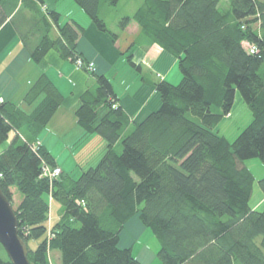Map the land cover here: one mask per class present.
<instances>
[{"label": "trees", "instance_id": "1", "mask_svg": "<svg viewBox=\"0 0 264 264\" xmlns=\"http://www.w3.org/2000/svg\"><path fill=\"white\" fill-rule=\"evenodd\" d=\"M9 1L37 18L40 35L29 53L34 64L51 50L72 63L90 62L77 51L85 29L75 22L60 26L57 12H41L42 0H0V27ZM73 1L98 32L117 40L100 14L120 0ZM131 23L149 45L176 58L181 81L152 84L160 106L134 124L110 80L89 73L96 87L80 96L74 116L86 136L105 141L106 151L78 178L61 173L50 184L41 177V162L55 167L54 158L41 145L30 148L63 101L46 76L24 97L31 105L44 96L32 112L0 103V146L14 133L0 150V189L11 205L12 188L21 198L14 213L30 264H51V251L59 252L61 264H142L120 247L132 219L157 239L162 264H264V209H251L255 179L242 165L255 158L264 164V1L143 0L119 26ZM131 59L130 53L128 63L140 73ZM236 93L252 119L230 142L215 129L232 111ZM258 186L264 194V178ZM49 196L60 206L52 222ZM0 264H11L1 245Z\"/></svg>", "mask_w": 264, "mask_h": 264}, {"label": "crops", "instance_id": "2", "mask_svg": "<svg viewBox=\"0 0 264 264\" xmlns=\"http://www.w3.org/2000/svg\"><path fill=\"white\" fill-rule=\"evenodd\" d=\"M42 1L44 4L40 7L41 12L45 13L46 10L57 12L60 15V26L63 23L75 22L85 29L78 38L77 51L85 60L94 63V74L104 75L109 79L108 75L115 71L114 69L117 65H120V62L125 61L126 66L129 68L120 67L127 71L131 78L129 82L122 83V86H124L122 94L116 91L114 86L113 89L119 100L118 106L123 109L132 123H140L159 108L160 96L152 84L161 80L171 84L179 81L180 74L176 69L178 63L176 58L158 45H149L148 41L140 34L138 26L134 23H131L124 30L134 39L128 40L122 50L119 44V36L113 33L117 36V40L113 42L110 37L98 32L88 16L73 0H62L67 6L65 10L60 7L61 0ZM18 5H20L22 14L16 11ZM4 12L6 21L0 27V103L10 102L23 112H32L44 96H39L31 105L24 102V97L40 76H46L60 93L63 101L47 127L38 136L37 142L57 160H55L56 166L65 175L67 173L63 171L58 161L70 155V153L72 154L73 149L77 147L76 142L82 139L83 141L90 140L93 157L85 165H96L106 151V143L97 135L86 137L77 125L74 116L75 110L79 107L80 96L85 90H92L94 86L96 87L94 77L86 71L77 69L74 63L61 58L54 50L49 51L40 64H34L29 58V53L40 35L37 32L38 29L34 28V23L37 20L34 21L32 13L22 8L19 1H9L4 5ZM32 32L37 34L31 35L30 39H25V36L30 35ZM50 37L53 39L58 37L56 27H53ZM133 43L135 45L129 52V48ZM130 53L132 54L131 61L140 67V73L138 72L141 75L140 79L128 63L127 55ZM231 114L232 111L221 122L229 120ZM76 128H79L80 131H77ZM217 131L219 132V130ZM42 133L43 138H41ZM58 143L60 144L59 154H57ZM118 148L119 145H116L117 152L120 151ZM65 152H68V154L65 155ZM78 152L83 153L79 149ZM74 155L76 156L75 149L74 154L69 157ZM15 199H17L16 203L18 205L21 198L16 196ZM57 205L59 206V204ZM58 217H60V206L53 221H56ZM134 222H137V226ZM125 230L120 235V247L130 248L133 252L136 238L146 229L137 220L132 219L126 224ZM49 256L55 259L53 264H61L59 252L51 251ZM136 259L142 264H150L154 259V255L147 248H144L138 253Z\"/></svg>", "mask_w": 264, "mask_h": 264}, {"label": "rangeland", "instance_id": "3", "mask_svg": "<svg viewBox=\"0 0 264 264\" xmlns=\"http://www.w3.org/2000/svg\"><path fill=\"white\" fill-rule=\"evenodd\" d=\"M259 1H264V0H259ZM142 2L143 0H120L117 6L111 7V8L107 7L100 14L101 18L105 21L108 29L112 33L119 36V44L122 47L121 48L122 50L123 48H125L124 46L128 42V40H133L134 38H131L132 36H130L126 31L124 32V30L121 29V27L119 26V22L121 21L123 17H130L137 10V8L142 5ZM221 6L227 7V5L224 6V4H222ZM60 7L64 8V10L67 8L65 2H63L62 0L60 1ZM20 9H21L20 5H18L16 11L19 14H22ZM32 18L34 19V21H36L37 19L33 14H32ZM134 25L136 24L134 23ZM34 33L35 32H32L29 35L28 39H30V37H32L31 35H33ZM119 64L120 65L119 66L117 65V67L114 69L115 71H112V73L108 75V77H109L110 82L112 83V86H114L115 90L118 91L120 94H122V92L124 91V86H122V83L125 84V82H129L131 76L128 75L127 71L124 70L126 69L125 67H128L125 64V61L123 60V62H120ZM120 66L123 67L124 69L121 68ZM176 69L178 73L180 74V79L179 81H175V83L172 85H177L181 81L182 76L178 68V63H177ZM82 71H85V70H82ZM135 72L139 75L138 77L140 79L141 75L136 70ZM94 89H95V86L92 88V90ZM231 115L232 116L229 120L227 121L225 120L223 123L220 122L215 129L216 131L219 130V134L230 142H232L233 140L237 138V136L249 125L252 119L250 111L248 110L247 106L244 104V102L241 99V96L238 93H236V96H235V101H234ZM76 129L77 131H80L79 128H76ZM43 136L44 135L42 133L41 138H43ZM13 138H14V133L11 132L9 134L8 140L2 146H0V150L3 151L7 147V145L12 141ZM23 141L26 142L24 139ZM89 141L90 140L83 141L82 139L76 142V145L78 147V148L77 147L74 148L76 152V156L74 155L72 157H69L74 154V149H73L72 154L70 153V155L63 157L60 159V161H58L63 171L67 173L65 175H69L70 177L76 179L79 177V175L82 172H84L85 170L89 168L88 166H95V165H88V166L85 165L93 157V154L91 152V144ZM34 145H35L34 143L30 145V148H32ZM57 146H58L57 154H59L60 144L58 143ZM87 146H90V147H87ZM78 149L83 151V153L81 154L79 152L77 153ZM118 149L121 150L120 143H119ZM64 154L67 155L68 152H65ZM54 160L56 159L54 158ZM242 165L251 172V174L253 175L255 179V183L253 186V194H252V197L249 203L250 207L252 210L261 211L264 209V194L262 193V191L260 190L258 186V181L264 178V164L259 159L255 158V159H250V160H246L242 162ZM11 192L13 196L12 208L15 211L18 205L16 203L17 199L14 200V198H16V196H19V194L17 193L16 188H12ZM49 206H50L49 215H50V220L52 222L54 219V216H56V211L59 208V206L56 204L55 200L53 201L51 196L49 197ZM134 223H136V226H137V222H134ZM124 231L126 230L124 229ZM36 245L37 243H35V241L29 243V247L31 249H35ZM144 248H147L148 251L154 255V259L150 264H162V262L157 258V255H156L160 248L159 243L157 239L154 237V235L148 229H146L141 235H139L136 238L134 249L132 252L133 256L136 257L138 253L142 251ZM49 260H50V263L52 262V264L53 262H55V259L52 256H49Z\"/></svg>", "mask_w": 264, "mask_h": 264}, {"label": "water", "instance_id": "4", "mask_svg": "<svg viewBox=\"0 0 264 264\" xmlns=\"http://www.w3.org/2000/svg\"><path fill=\"white\" fill-rule=\"evenodd\" d=\"M0 245L11 264H30L27 247L18 234V223L14 210L1 189Z\"/></svg>", "mask_w": 264, "mask_h": 264}, {"label": "built area", "instance_id": "5", "mask_svg": "<svg viewBox=\"0 0 264 264\" xmlns=\"http://www.w3.org/2000/svg\"><path fill=\"white\" fill-rule=\"evenodd\" d=\"M251 53H256V48L249 45L248 46ZM77 69L85 70L88 73H93L95 71L94 64L92 62H84L80 59L76 60L74 62ZM40 146V143H35V145L32 147V150L36 152L37 148ZM62 171L59 167H50L47 163L44 161L41 162V177L48 179L50 184H53L61 175ZM50 197V196H49ZM51 199V198H50ZM81 206H85V203L83 201L79 202Z\"/></svg>", "mask_w": 264, "mask_h": 264}]
</instances>
